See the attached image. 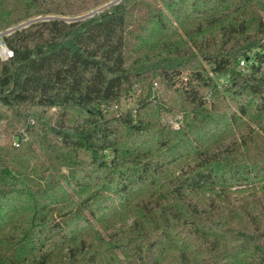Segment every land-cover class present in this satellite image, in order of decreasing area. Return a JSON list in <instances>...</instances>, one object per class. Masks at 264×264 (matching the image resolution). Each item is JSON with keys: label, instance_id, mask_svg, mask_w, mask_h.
Listing matches in <instances>:
<instances>
[{"label": "trees", "instance_id": "trees-1", "mask_svg": "<svg viewBox=\"0 0 264 264\" xmlns=\"http://www.w3.org/2000/svg\"><path fill=\"white\" fill-rule=\"evenodd\" d=\"M113 1L0 0V264H264V0Z\"/></svg>", "mask_w": 264, "mask_h": 264}, {"label": "rangeland", "instance_id": "rangeland-1", "mask_svg": "<svg viewBox=\"0 0 264 264\" xmlns=\"http://www.w3.org/2000/svg\"><path fill=\"white\" fill-rule=\"evenodd\" d=\"M38 18H43V17L33 18L31 20H36ZM23 23H25V22H23ZM15 27H17V26H15ZM2 31L3 30H0V32H2ZM216 81L218 82L219 86H223V84L227 83V77L216 78ZM136 98L137 97L135 95L132 98H129L128 100H124L122 102V105L120 106L122 108V110L134 108V104L136 103V100H137ZM176 120H179V119L177 118ZM178 124H179V121H178ZM20 128L21 127H19V129ZM21 131H23V130H21ZM0 139H1V135H0ZM1 140H0V143L2 142ZM15 143H17V141H15L14 144ZM240 195H241V193H238L236 191H234L230 194L224 195L222 197H218V195L214 192H197V193L193 192L192 194H190V196L188 198L192 202L199 204L201 207H208L212 204H219V203H222L225 201L232 200V199H234Z\"/></svg>", "mask_w": 264, "mask_h": 264}, {"label": "built area", "instance_id": "built-area-1", "mask_svg": "<svg viewBox=\"0 0 264 264\" xmlns=\"http://www.w3.org/2000/svg\"><path fill=\"white\" fill-rule=\"evenodd\" d=\"M13 33L12 28L0 32V60L5 61L13 57L14 53L12 49L7 45L5 38ZM179 124H176L178 128ZM18 146V143H15Z\"/></svg>", "mask_w": 264, "mask_h": 264}, {"label": "water", "instance_id": "water-1", "mask_svg": "<svg viewBox=\"0 0 264 264\" xmlns=\"http://www.w3.org/2000/svg\"><path fill=\"white\" fill-rule=\"evenodd\" d=\"M120 1H122V0H114V1L111 2L110 4L104 6V7L100 8V9H98V10H96V11L91 12L90 14H87V15L81 17V18H76V19H74V20L76 21V20H80V19H84V18H87V17L94 16L95 14L101 12L102 10H104V9H106V8H108V7L112 6V5H114V4L119 3ZM52 19H56V18H54V17H45V18H38V19H36V20H30V21H28V22H25V23L20 24L19 26L15 27V28H12V30H13V32H14V31H16V30H21V29H23V28H26V27H28L29 25L33 24V23H36V22H39V21L52 20Z\"/></svg>", "mask_w": 264, "mask_h": 264}]
</instances>
